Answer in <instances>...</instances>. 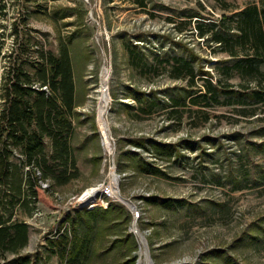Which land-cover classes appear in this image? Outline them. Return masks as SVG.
Returning <instances> with one entry per match:
<instances>
[{"label": "rangeland", "instance_id": "1", "mask_svg": "<svg viewBox=\"0 0 264 264\" xmlns=\"http://www.w3.org/2000/svg\"><path fill=\"white\" fill-rule=\"evenodd\" d=\"M198 1L204 14L222 13L218 0H49L46 12L30 16L37 47L57 53L63 39L70 48L77 102L72 142L80 170L52 194L40 192L31 216L18 213L29 224L22 253L32 257L30 264H67L51 252L48 239L69 230L66 213L106 202L121 204L130 214L127 204L139 210L136 225L146 244H138L131 231L132 214L127 228L137 241L136 264H146L145 249L153 264H264V183L254 179L262 167L256 163L264 166V159L245 144L252 141L245 136L254 127L252 116L230 105H190L186 97L177 108L181 117L164 119L170 108L161 103L164 94L178 96L186 85L185 77L170 75L164 58H190L192 51L210 68L227 56L212 54L198 36L190 17ZM227 1L235 7L257 0ZM10 43L7 35L3 51ZM3 64L1 59L0 85ZM104 91L108 98L102 103ZM100 103L112 152L98 124ZM156 146L167 148L159 153ZM126 152H138L158 172L137 169L138 157ZM112 172L122 201L104 192ZM92 186L93 197L80 199ZM108 225L104 219L96 223L77 264L125 259L124 248L114 242L115 228Z\"/></svg>", "mask_w": 264, "mask_h": 264}, {"label": "trees", "instance_id": "2", "mask_svg": "<svg viewBox=\"0 0 264 264\" xmlns=\"http://www.w3.org/2000/svg\"><path fill=\"white\" fill-rule=\"evenodd\" d=\"M48 1L0 0V60H4L0 85V264L31 263L32 257L22 253L29 240V224L18 213L31 216L40 192L52 194L80 171L72 142L77 102L69 45L60 39L57 53L37 47L29 24L31 15L47 11ZM218 1L220 15L212 10L204 14L206 7L198 1L190 17L195 18L197 34L211 53L227 56L215 59L210 68L196 61L192 51L190 58H164L170 63L171 76L186 78L180 95L165 93L161 99L162 105L169 103L170 107L163 112L164 119L181 117L177 108L187 99L190 105L233 106L239 114L252 116L254 127L245 134L246 140L250 137L252 141L245 144L248 151L253 147L264 159V0L235 7L227 0ZM7 35L11 43L3 51ZM208 61L211 59H205ZM233 76L238 80H230ZM136 144L142 145L141 141ZM166 148L156 146L159 153ZM129 153L138 157L137 169L158 172L138 152L125 154ZM259 165L261 172L254 179L264 183V166L257 162ZM66 214L63 220L70 219L69 230L48 239L51 252L62 263L77 264L80 254L88 249V234L104 219L109 228H115L114 242L124 248L125 259L120 264H136L138 245L127 229L131 214L123 205L106 202ZM81 228H85L83 236Z\"/></svg>", "mask_w": 264, "mask_h": 264}, {"label": "bare ground", "instance_id": "3", "mask_svg": "<svg viewBox=\"0 0 264 264\" xmlns=\"http://www.w3.org/2000/svg\"><path fill=\"white\" fill-rule=\"evenodd\" d=\"M107 98H108L107 93L104 91L102 96H101L102 103L106 102ZM97 119H98V124H99V128H100V131H101V134H102V138H103L104 144H105L106 148L108 149V151L112 152L113 144H112V141H111L110 130H109V127H108L107 122L105 120L103 106H102L101 103L99 105V111H98V118ZM109 183H110L112 189L114 190L115 194H117L116 193L117 181H116L115 174L113 172L111 173V178H110V182ZM96 189L97 188L93 187V186L87 188V190L80 197V199H87L89 197H93L94 193L96 192ZM146 251L147 250L145 249V250H143V252L141 251V253H144V255L146 256V259H147L146 264H151V261L149 259L148 253Z\"/></svg>", "mask_w": 264, "mask_h": 264}, {"label": "built area", "instance_id": "4", "mask_svg": "<svg viewBox=\"0 0 264 264\" xmlns=\"http://www.w3.org/2000/svg\"><path fill=\"white\" fill-rule=\"evenodd\" d=\"M118 191V190H117ZM104 192H106L109 195H115L116 197L120 198L117 194H115L114 190L112 189L110 184H106L104 187ZM129 207V210L133 216V222L131 224V231L135 233L137 237L138 244H146V238L145 235L141 232V230L136 225V220L139 217V210L136 208L135 204H127Z\"/></svg>", "mask_w": 264, "mask_h": 264}, {"label": "water", "instance_id": "5", "mask_svg": "<svg viewBox=\"0 0 264 264\" xmlns=\"http://www.w3.org/2000/svg\"><path fill=\"white\" fill-rule=\"evenodd\" d=\"M117 180V179H116ZM117 186H118V183H117ZM120 200L122 201V199L120 198ZM151 264H153V262L151 261Z\"/></svg>", "mask_w": 264, "mask_h": 264}]
</instances>
